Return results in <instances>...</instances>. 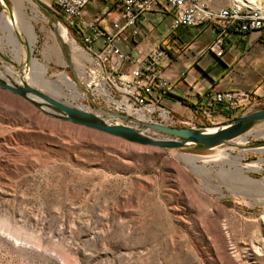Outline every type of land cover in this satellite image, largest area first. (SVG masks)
<instances>
[{
	"label": "rangeland",
	"instance_id": "1",
	"mask_svg": "<svg viewBox=\"0 0 264 264\" xmlns=\"http://www.w3.org/2000/svg\"><path fill=\"white\" fill-rule=\"evenodd\" d=\"M245 1L264 14V0ZM23 2L29 16L33 7L40 11L30 23L37 37L33 42L17 26L14 0H0V69L11 67L14 81L31 85L34 57L47 79L66 75L73 82L75 93L63 84L57 99L116 111L88 95L79 79L89 57L73 30L43 2ZM96 2L87 11L100 15L105 3ZM10 12L15 39L3 28ZM171 20L169 12L148 16L151 41L167 38ZM137 42L143 48L142 38ZM261 107L264 99L255 109ZM260 141L264 123L208 151L143 145L52 116L0 86V264H264ZM223 147L229 159L205 157ZM237 165L257 181L229 170Z\"/></svg>",
	"mask_w": 264,
	"mask_h": 264
},
{
	"label": "built area",
	"instance_id": "2",
	"mask_svg": "<svg viewBox=\"0 0 264 264\" xmlns=\"http://www.w3.org/2000/svg\"><path fill=\"white\" fill-rule=\"evenodd\" d=\"M38 1L73 30L89 57L78 77L88 95L110 109L129 115L116 107L119 102L141 111L140 117H134L139 120L196 126L229 120L237 113L255 110L262 103L263 99L252 89L218 90L206 102L195 105L192 117L182 119L162 104V99L172 91V83L160 72L163 58L172 59L170 43H152L145 50L135 42L140 37L148 38L141 27L146 14L155 9L160 14L167 10L172 14L170 32L179 26L206 23L220 28L218 37L207 47L220 55L227 30L245 34L264 28V14L260 9L233 0L218 9L210 7L205 0H98L105 7L97 15L87 11L89 5L97 6L96 0ZM132 45L138 51L136 57L131 53Z\"/></svg>",
	"mask_w": 264,
	"mask_h": 264
},
{
	"label": "crops",
	"instance_id": "3",
	"mask_svg": "<svg viewBox=\"0 0 264 264\" xmlns=\"http://www.w3.org/2000/svg\"><path fill=\"white\" fill-rule=\"evenodd\" d=\"M218 9L231 0H205ZM158 9L146 14L141 24L148 36V16L160 14ZM164 13H168L164 10ZM170 13V12H169ZM171 14V13H170ZM172 15V14H171ZM170 28V27H169ZM165 36L173 50L171 60L164 57L161 74L172 83L171 94L162 104L180 117H192L198 102H206L218 90H254L264 99V28L242 34L227 30L223 36L224 51L219 55L207 47L218 37L220 28L212 23L192 27L179 26ZM194 33L195 36H189ZM172 34V36H171ZM186 34V36H184ZM206 34V37L202 36ZM171 36V37H170ZM142 38L145 50L154 42ZM221 121H224L223 119Z\"/></svg>",
	"mask_w": 264,
	"mask_h": 264
},
{
	"label": "water",
	"instance_id": "4",
	"mask_svg": "<svg viewBox=\"0 0 264 264\" xmlns=\"http://www.w3.org/2000/svg\"><path fill=\"white\" fill-rule=\"evenodd\" d=\"M10 13L12 14V12ZM30 58V49L27 48L26 64L30 61ZM0 86L24 97L52 116L118 136L131 142L166 149H191L194 151L216 149L225 144H230L231 141L264 123V107H261L215 124L169 126L139 120L125 113L104 108L88 111L81 107L72 106L28 84L23 80V77H21V83L7 82L0 77ZM103 112L110 113L112 117H105ZM259 143L263 144L264 141Z\"/></svg>",
	"mask_w": 264,
	"mask_h": 264
},
{
	"label": "bare ground",
	"instance_id": "5",
	"mask_svg": "<svg viewBox=\"0 0 264 264\" xmlns=\"http://www.w3.org/2000/svg\"><path fill=\"white\" fill-rule=\"evenodd\" d=\"M239 3H243L246 5H249L252 8H257L258 7V3L256 2H248V1H243V0H239ZM15 3V16L17 19V26H19V28L23 29L24 31L29 32V34L31 35L32 41L34 42L36 39V33L34 30V25L31 24V20L32 19H38V16H40V11L39 9L33 7V14L32 16H29V14L24 10L25 5L23 0H14ZM14 16V12L12 14V17L10 18V16H7L6 14L3 15V24L4 27L3 28H7L8 30H10V36L15 39L14 35H13V28L12 26H14V21L16 20ZM65 29L63 27H61V32L65 33L64 31ZM72 41V40H71ZM15 52V57L19 60L20 58V50L18 48L15 47L14 49ZM28 69V68H27ZM7 73L4 72L3 69H0V77H2L3 79H5L7 82H12L14 81V76L18 75L17 73H15V71L7 66L6 68ZM31 83L32 86H34V84L38 87H40V90L44 91V92H48L50 95H52L53 97L59 98L60 96L64 95V89H63V84H67L71 89H73L72 94H74L75 90H74V84L73 82L66 76V75H62L60 77L61 80L56 79V80H49L46 78V69L45 66L39 62L36 58H32V68H31ZM13 78H12V77ZM30 81V80H29ZM16 82V81H14ZM35 82V83H34ZM34 83V84H32ZM36 100H39L38 98H35ZM116 107L120 110H124L126 111L129 115H132L133 117H140L141 116V111L139 110H135L132 109L129 106H124L122 103H117ZM262 152H264V147L263 148H259ZM230 155V153L227 151L226 148H221L218 149L215 153L209 155V156H205L207 159L209 160H217V159H221V160H225V159H229L228 156ZM192 159H195V156H190ZM198 157V156H196ZM233 163V165L236 164V162H231ZM255 162L252 163H248L247 164V170L249 169H253L254 166H252V164H254ZM232 170V172H236L239 176L248 179L250 181L256 182V179L251 178L248 174H246L244 172V168L242 169V166H238L236 167V169H229ZM227 170V171H229ZM243 175V176H242ZM261 182H264V179L259 180Z\"/></svg>",
	"mask_w": 264,
	"mask_h": 264
},
{
	"label": "trees",
	"instance_id": "6",
	"mask_svg": "<svg viewBox=\"0 0 264 264\" xmlns=\"http://www.w3.org/2000/svg\"><path fill=\"white\" fill-rule=\"evenodd\" d=\"M135 42H137V41H135ZM172 54V53H171ZM173 56V55H172ZM240 114H242V113H237V114H235L233 117H237V116H239ZM232 117V118H233Z\"/></svg>",
	"mask_w": 264,
	"mask_h": 264
}]
</instances>
